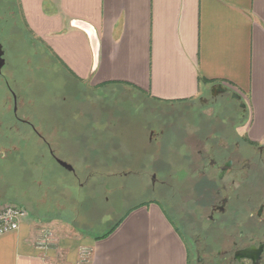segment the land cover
Returning <instances> with one entry per match:
<instances>
[{
	"label": "crops",
	"instance_id": "1",
	"mask_svg": "<svg viewBox=\"0 0 264 264\" xmlns=\"http://www.w3.org/2000/svg\"><path fill=\"white\" fill-rule=\"evenodd\" d=\"M18 2L33 36L80 82L130 87L164 104L226 87L246 99L245 133L264 135V0ZM29 216L0 237V264H189L156 203L133 208L104 238L61 235L58 222L43 220L45 247L37 244L42 221Z\"/></svg>",
	"mask_w": 264,
	"mask_h": 264
},
{
	"label": "flooded vegetation",
	"instance_id": "2",
	"mask_svg": "<svg viewBox=\"0 0 264 264\" xmlns=\"http://www.w3.org/2000/svg\"><path fill=\"white\" fill-rule=\"evenodd\" d=\"M20 42L34 57L50 60L47 47L23 22L18 0H0V204L13 201V196H17L21 199L19 203L33 205L34 200L36 210L59 216L66 211L62 201H66L67 191L63 183L49 182L51 164L58 166L57 175L61 178L69 179L67 174H70L69 180L76 182L77 187L82 184L71 163L62 158L60 144L54 139L63 131L58 127L46 131L42 124L32 120L34 100L29 91L33 80L22 79L11 63L20 56L24 67L31 65L29 57L19 54ZM39 45L45 50L41 52ZM34 67L37 68L35 64ZM216 92L229 95L239 113L243 112L244 106L237 101V95L224 87L216 88L212 94ZM207 96L202 95L193 102L200 108L214 106L216 100H212L211 94ZM60 99L64 102L62 97ZM151 102L150 106H167L173 110L194 104ZM177 113L179 116L171 118L157 113V116H149L153 123L142 126L145 147L150 148L145 154V164L136 170L128 167L116 170L109 173V177L122 180L149 176V182H140L143 191L164 189L168 193V198L164 193V198L152 197L131 209L160 199L168 203L176 201L182 199L181 191L188 192L189 204H185L188 228L181 225V214H174L187 238L189 264H264V135L252 140L245 133L241 119L229 125L221 118L220 124L215 118L202 117L203 111ZM190 114L195 115V122L184 123L175 132L180 135L179 166L184 172V177L178 180L172 171L179 166L171 163V159H164L165 148L169 146L164 142L165 133L175 128L177 119ZM113 116L111 119L115 118ZM114 158L113 154L110 161ZM96 171L88 172V179L99 174ZM169 205L174 209V205Z\"/></svg>",
	"mask_w": 264,
	"mask_h": 264
},
{
	"label": "rangeland",
	"instance_id": "3",
	"mask_svg": "<svg viewBox=\"0 0 264 264\" xmlns=\"http://www.w3.org/2000/svg\"><path fill=\"white\" fill-rule=\"evenodd\" d=\"M38 48L41 52L45 50L40 45ZM19 54H23L31 60V65L28 67L23 66L20 56L12 60L11 63L19 71V76L22 79L33 80L32 88L29 91L34 100L32 120L35 124H42L46 131L54 127L63 131L62 134L54 136V139L60 144L62 158L71 163L82 184L81 187H77L76 182L69 180L70 174H67L69 179L61 178L60 175H57L58 166L52 163V171L50 170L52 177L49 182L53 185L60 183L66 185L67 195L64 198L66 201H62L66 211L64 210L62 215H47V213L36 210L33 206L34 200L33 205L19 203L21 199L17 196H13V201H6L25 206L30 218L42 221L38 223L41 226L39 227L40 231L46 229L44 228L45 222L51 220L58 222L61 228L56 227V229L61 235L68 236L71 233H76L79 236L96 238L106 233L131 209V206L145 202L152 197L164 198L163 194L166 193L164 189H157L154 192L142 190L140 182H149V176L129 177L122 180L109 177V173L113 174L116 170L126 169L125 167L136 170L145 164V154L148 150L150 152V148L145 147L142 126L153 123L148 118L149 116L154 117L157 113L158 116L163 114L164 117L171 118L179 116L178 111L181 113L191 112V110L198 113L203 111L202 117H209V120L215 118L220 124L222 121L219 118L229 125L241 119L243 129L248 120L249 109L244 101L246 99L229 88L224 87L228 92L237 95V101L244 106L242 113H239L237 104L229 98V95H225L226 93L212 94L216 88L220 87L218 85L203 94V96L208 95L207 97H210V94L213 96L212 100L215 99L217 102L214 106L206 105L205 108H200L192 101L194 104L191 106L175 110L167 106L157 108V106L149 105L152 103L151 99L130 87L94 88L79 83L64 72L52 56L50 60L41 56L34 57L31 50L22 42H20ZM34 64L37 68L34 67ZM60 97L64 102H61ZM147 114L149 115L147 116ZM112 116L115 118L111 119ZM189 122H195L194 114L177 119L175 128L165 133L164 142L169 146L165 148L164 159H171V163L176 162L178 166L180 163V135L175 132H178L184 123ZM26 153L29 155L31 150L28 148ZM113 154L115 158L110 161ZM108 161L111 162V167H109ZM174 168L173 176L178 180L182 179L184 172L180 166ZM93 169H96L99 174L88 179V172ZM16 181L18 180L16 179ZM181 193L182 199L170 200L169 203L174 205L172 210L167 201L164 202L160 199L156 200V203L169 217L187 245V238L182 232L181 225L183 224L187 228L189 226L188 207L185 206V204H189V196L186 190ZM167 195L168 193H166V198H168ZM174 213L181 214V225Z\"/></svg>",
	"mask_w": 264,
	"mask_h": 264
},
{
	"label": "built area",
	"instance_id": "4",
	"mask_svg": "<svg viewBox=\"0 0 264 264\" xmlns=\"http://www.w3.org/2000/svg\"><path fill=\"white\" fill-rule=\"evenodd\" d=\"M28 216L27 210L14 203H4L0 205V237L18 231L22 222ZM51 240V231L42 229L38 240L39 247H45Z\"/></svg>",
	"mask_w": 264,
	"mask_h": 264
},
{
	"label": "trees",
	"instance_id": "5",
	"mask_svg": "<svg viewBox=\"0 0 264 264\" xmlns=\"http://www.w3.org/2000/svg\"><path fill=\"white\" fill-rule=\"evenodd\" d=\"M102 87H106V86H102ZM101 87V88H102ZM132 210V209H131ZM131 210H129L128 212H130ZM127 212V213H128ZM126 213V214H127ZM125 214V215H126ZM124 215V216H125ZM121 220H122V218L121 219H119L118 221H116L108 230H107V232L106 233H104L101 237H99V238H104V237H106L107 235H109L118 225H119V223L121 222Z\"/></svg>",
	"mask_w": 264,
	"mask_h": 264
}]
</instances>
